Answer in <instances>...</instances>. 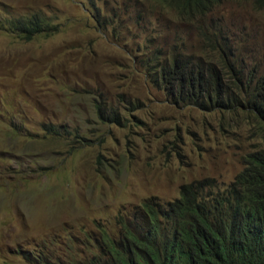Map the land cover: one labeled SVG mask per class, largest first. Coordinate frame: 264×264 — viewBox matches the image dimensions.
I'll use <instances>...</instances> for the list:
<instances>
[{
  "label": "rangeland",
  "instance_id": "1",
  "mask_svg": "<svg viewBox=\"0 0 264 264\" xmlns=\"http://www.w3.org/2000/svg\"><path fill=\"white\" fill-rule=\"evenodd\" d=\"M105 1L0 0V17L41 11L58 29L25 41L0 21V264H42L44 246L47 264H75L98 222L150 196L174 199L191 181L228 185L258 146L240 117L177 104L149 72L161 54L213 58L199 25L215 21L264 62V11L223 0L196 22L160 0ZM96 102L124 123L100 119Z\"/></svg>",
  "mask_w": 264,
  "mask_h": 264
},
{
  "label": "trees",
  "instance_id": "2",
  "mask_svg": "<svg viewBox=\"0 0 264 264\" xmlns=\"http://www.w3.org/2000/svg\"><path fill=\"white\" fill-rule=\"evenodd\" d=\"M89 1L102 9V0ZM221 1L164 0L181 19L196 22ZM253 1L264 11V0ZM0 21L3 31L25 41L58 31L53 18L41 11H5ZM199 28L209 54L218 60L183 51L163 59L161 54L149 72L152 81L177 104L240 117L237 121L261 140L259 146L226 186L213 177L191 181L182 184L174 199L150 196L140 205L122 208L114 221L98 222L100 228L87 235L83 256L75 264H264V62L249 63L223 27L217 33ZM94 106L100 119L124 123L113 108L102 102ZM46 129L73 135L54 125Z\"/></svg>",
  "mask_w": 264,
  "mask_h": 264
},
{
  "label": "clouds",
  "instance_id": "3",
  "mask_svg": "<svg viewBox=\"0 0 264 264\" xmlns=\"http://www.w3.org/2000/svg\"><path fill=\"white\" fill-rule=\"evenodd\" d=\"M161 2H163L165 5H166V3L164 2V0H160ZM223 1V0H222ZM221 1V2H222ZM253 1V0H252ZM87 2L88 3H90V1L89 0H87ZM102 2H103V7L105 6L106 7V4H107V2L105 1V0H102ZM220 2V3H221ZM253 3H254V1H253ZM125 6V7H128L129 5L127 4V3H120L119 5H118V8L120 7V6ZM217 5H219V4H217ZM216 5V6H217ZM254 5H255V3H254ZM167 6V5H166ZM216 6L213 8V10L211 11V12H213L214 11V9L216 8ZM256 6V5H255ZM257 7V6H256ZM258 8V7H257ZM258 9H260V8H258ZM262 10V9H261ZM175 11V10H174ZM263 11V10H262ZM176 12V11H175ZM211 12H209L207 15H206V17L207 16H209L210 14H211ZM177 13V12H176ZM178 14V13H177ZM221 27H223V24L220 22V21H215L214 23H212V25H211V27H210V30L209 31H211V32H214V33H217V32H219V30H220V28ZM224 28V27H223ZM225 29V28H224ZM203 59H205V60H211V61H217L218 59H215V58H206V57H203ZM254 61L253 60H250L249 59V63H253ZM258 63V62H257ZM260 142H261V140H259L258 141V146H259V144H260ZM257 146V147H258ZM257 149V148H256ZM235 179V178H234ZM218 180V179H217ZM219 182V181H218ZM221 184V183H220ZM222 185V184H221ZM182 186V185H181ZM222 186H226V185H222ZM180 195V194H179ZM65 241L66 242H68V240L65 238ZM87 241H85V240H83V242H82V244L81 245H79V250H77V252L78 253H80L81 251H84V249H85V243H86ZM75 243H77V241L75 242ZM75 243H73V244H75ZM42 250H44V252H45V255H48V253H49V255L50 254H52V256H53V254H54V251H47V249H46V247L44 246L42 249H41V253L43 254L44 252L42 251ZM81 255H82V253H81ZM42 256V255H41ZM51 256V257H52ZM48 258H50V257H45L44 259H42L41 257L39 258V259H37V261L38 262H44V263H42V264H45V263H48ZM44 260V261H43Z\"/></svg>",
  "mask_w": 264,
  "mask_h": 264
}]
</instances>
